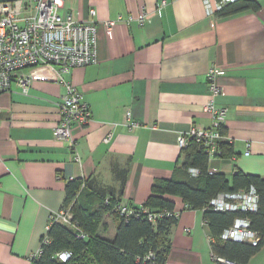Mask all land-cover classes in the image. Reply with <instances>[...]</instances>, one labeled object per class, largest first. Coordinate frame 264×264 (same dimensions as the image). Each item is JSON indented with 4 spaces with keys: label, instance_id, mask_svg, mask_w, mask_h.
I'll use <instances>...</instances> for the list:
<instances>
[{
    "label": "crops",
    "instance_id": "obj_1",
    "mask_svg": "<svg viewBox=\"0 0 264 264\" xmlns=\"http://www.w3.org/2000/svg\"><path fill=\"white\" fill-rule=\"evenodd\" d=\"M161 1L61 0L82 22L94 9L97 23L96 62L61 76L92 112L88 124L72 127V142L53 135L66 92L53 67L17 70L11 88L0 91V264H32L63 208L68 180L88 182L84 204L100 192L139 208L156 179L186 178L177 138L192 124H211L204 106L212 67L222 88L215 100L228 107L232 152L211 158L209 170L229 180L238 170L264 178V0H257L258 11L225 17L207 15L204 0L159 7ZM21 79L28 80L26 92ZM169 197L180 216L166 264H222L213 259L204 210ZM119 222L107 214L99 235L113 239ZM246 264H264V245Z\"/></svg>",
    "mask_w": 264,
    "mask_h": 264
},
{
    "label": "built area",
    "instance_id": "obj_2",
    "mask_svg": "<svg viewBox=\"0 0 264 264\" xmlns=\"http://www.w3.org/2000/svg\"><path fill=\"white\" fill-rule=\"evenodd\" d=\"M238 0H204L207 15H214L226 4ZM166 4V0L159 3V7ZM96 11L90 10L91 18L82 22L75 18L73 13L62 8L61 0H0V91L9 90L12 85L13 75L17 70L34 65H48L53 67L62 76L76 67L91 65L97 60V23L94 19ZM143 19V18H142ZM106 25L111 28L114 21H107ZM217 74L212 67L208 72V84L212 97L204 106V110L210 115L211 124L200 126L192 124L186 131H180L177 143L183 150L192 142L203 148L209 159L223 155L221 144L232 139L226 132L228 107L219 105L215 97L221 93V87L217 83ZM66 87V92L57 102L60 112L59 122L53 128V135L57 139L73 141L72 127L79 124H88L92 118V112L88 102L79 92L76 86L60 78ZM20 84L24 92L28 89V80L21 79ZM131 126L137 125L131 122ZM110 134L107 140H111ZM79 159V157H76ZM188 172L192 177L202 175V169L190 166ZM209 173H212L209 170ZM260 193L255 184L239 190L221 191L212 197L207 205L214 211L231 212H255L259 209ZM114 212L129 218L138 216L140 212L148 214L149 219L155 223L160 215L148 208L135 209L124 202L114 206ZM180 216V212H174ZM61 222L78 229L74 221V213L71 208H62L53 214L52 220ZM49 229V228H48ZM80 237L86 234L80 232ZM223 240L249 242L259 244L261 235L251 227L249 216H237L233 223L224 228L220 235ZM47 236L44 243H48ZM42 253L40 248L31 256L39 257ZM71 250H62L55 257L67 261L72 257ZM213 259L222 264H242L230 259L213 254ZM146 260L150 264H158L155 253L149 252Z\"/></svg>",
    "mask_w": 264,
    "mask_h": 264
},
{
    "label": "trees",
    "instance_id": "obj_3",
    "mask_svg": "<svg viewBox=\"0 0 264 264\" xmlns=\"http://www.w3.org/2000/svg\"><path fill=\"white\" fill-rule=\"evenodd\" d=\"M261 4L257 0H238L226 4L216 12L225 17L246 10L258 11ZM223 153L230 154L232 146L228 142L221 144ZM184 169L196 166L202 169L199 177L188 176L184 179L158 178L154 181L151 194L139 208H148L160 214L153 223L147 213L126 218L114 212V206L122 202L115 196L98 193V199L90 203L80 201L85 182L75 178L66 183V198L63 208H71L78 229L61 222L51 221L47 236L49 242L41 238L42 253L33 258L32 264H150L146 260L149 252L155 253L158 264H166L171 248V231L178 221L176 202L169 196H179L191 209L204 210V218L209 224L213 238V253L232 261L246 264L264 245V178L246 174L238 170L229 180L223 173H209V157L203 148L192 142L186 149ZM255 184L260 193L259 209L255 212L214 211L207 208L209 200L221 191L239 190ZM88 197H93L89 194ZM111 213L120 218L117 233L113 239L99 235L105 216ZM237 216H249L251 227L261 235L257 245L249 242L223 240L220 235L224 228L231 225ZM85 238L79 236L80 232ZM62 250H71L73 255L62 261L55 255Z\"/></svg>",
    "mask_w": 264,
    "mask_h": 264
}]
</instances>
